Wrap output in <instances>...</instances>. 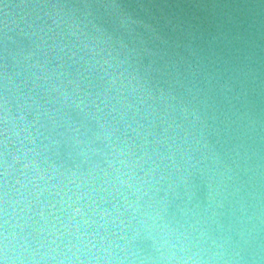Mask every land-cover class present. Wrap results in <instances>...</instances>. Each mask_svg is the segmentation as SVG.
Masks as SVG:
<instances>
[{
    "label": "clouds",
    "instance_id": "1",
    "mask_svg": "<svg viewBox=\"0 0 264 264\" xmlns=\"http://www.w3.org/2000/svg\"><path fill=\"white\" fill-rule=\"evenodd\" d=\"M0 264H264V0H0Z\"/></svg>",
    "mask_w": 264,
    "mask_h": 264
}]
</instances>
